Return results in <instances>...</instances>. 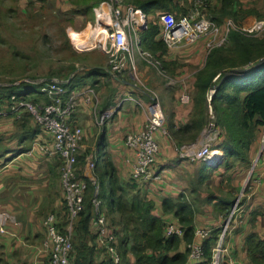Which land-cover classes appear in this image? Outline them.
Wrapping results in <instances>:
<instances>
[{
  "label": "crops",
  "instance_id": "0c3cea01",
  "mask_svg": "<svg viewBox=\"0 0 264 264\" xmlns=\"http://www.w3.org/2000/svg\"><path fill=\"white\" fill-rule=\"evenodd\" d=\"M239 1V7L248 6L245 3L247 0ZM250 5L248 7H259L260 11H264V5H255L251 1ZM256 9H252L245 16H242L245 12L240 11L236 21L251 24L257 19ZM78 17L87 19V15H77ZM74 20L75 23H71L70 28L78 26V21ZM204 41L202 39L180 47L168 48L166 60L174 61L176 66L172 70L174 79L164 81L163 85L172 81L178 87V90H175L178 95L174 94L171 97L172 94L168 93V90L162 91L164 94L160 103L162 107L164 106L166 123L172 122L178 127L190 116L195 74L203 66L208 51ZM94 50L100 52V57L95 56L94 61L81 63L82 67L95 69L90 77L84 79L85 83L93 84L95 90L93 101L86 104L79 97L76 111L69 122L70 125H79L83 130L78 155L85 150L96 154L97 145L103 137L102 148L112 159L118 178L128 180L130 172L128 158L131 151L124 145V136L139 130L145 123L148 95L125 78V72L119 76H111L106 66L107 55L101 49L86 50L84 53ZM141 67L144 68L140 72L143 74L147 68ZM163 76L167 77L165 74ZM145 81L144 83L155 85L154 81L149 82L150 80L146 79ZM86 86L81 88L79 85L74 90H82ZM184 92L189 95L186 102L179 99ZM118 94L126 95L130 99L137 94L145 104L139 103L138 111L130 110L129 106L132 105L124 106L125 97L117 102ZM112 107L115 109L110 117L119 110L123 112L117 121L118 124L107 127L106 121L99 125L98 115ZM129 126L132 128L128 129ZM200 135L199 133L198 136ZM156 138L159 144L156 162L161 169L162 179H147L143 182L146 196L155 204V214L161 215L166 223L173 221V215L162 214L161 200L169 198L175 201L178 194L183 192L194 209L195 227L218 226L223 219L222 208L217 204L221 200L227 202L235 197L238 203L225 237L229 255L226 263L254 264L247 255L246 238L250 233L255 234L257 238L264 236V180L260 183L253 181L256 174L264 172V127L250 147L249 165L237 163L230 169H225L220 162L211 165L199 160L188 161L179 158L175 151L176 143L172 138L161 136ZM51 141L52 136L28 113H24L19 119H15L11 114L0 116V212L8 213L13 218L6 226L7 231L0 233V264H42L45 258L39 252V247L45 236L43 219L47 214L54 213L57 221H62L60 158L48 156L38 148L39 143ZM216 150L222 155L221 150ZM200 168L207 169L200 171ZM95 242L101 246L97 239ZM103 254L102 252L96 255L97 262L102 261Z\"/></svg>",
  "mask_w": 264,
  "mask_h": 264
},
{
  "label": "trees",
  "instance_id": "16d2710c",
  "mask_svg": "<svg viewBox=\"0 0 264 264\" xmlns=\"http://www.w3.org/2000/svg\"><path fill=\"white\" fill-rule=\"evenodd\" d=\"M100 1L102 0H69V3L76 5L73 9L74 15L89 17L92 8ZM181 1L186 2L187 0H124L125 3L140 8L147 16L149 13L160 10L176 15V12L183 10ZM209 1L218 3V7L211 9V13L220 29H223V22H221L223 16L228 15L237 20L240 11L248 13L243 7H239V0H207L208 5ZM248 8L249 11L254 9V7ZM161 30V21L159 26L147 24V27L140 32L141 42L158 61V66H161L164 71L171 72L176 64L174 61L166 60L168 47L160 37ZM206 49L208 51L204 64L195 74L193 106L190 116L185 123L179 124L178 127L175 123L167 122L169 137L176 144L195 140L206 125V120L210 118L208 113L210 105L213 115V118L210 119L218 129V136L211 148L222 151L217 163L220 162L225 169H230L237 163L248 164L250 147L261 128L264 127V38L244 35L236 30H231L228 34L227 44L206 47ZM232 68L247 69L228 74L220 85L214 88L208 101L207 94L211 86L218 83L226 71ZM93 71L95 69L83 75L51 76L64 80L63 84L66 88L64 97H67L76 86L93 87L92 83L84 81L85 78L93 74ZM216 74L219 76L213 81ZM21 85L13 84L1 87L0 104L6 105L12 93L33 102H50L48 96L38 90L35 84L26 83L24 88H21ZM101 139L95 152L94 175L98 186L96 197L101 202L100 208L106 217L107 225L115 234L116 246L121 257L120 264H181L187 255L184 244L194 237V209L189 199L185 193L180 192L175 201L169 198L161 200L162 214L173 215V221L183 228L181 235H165L167 223L161 215L155 214L153 200L146 196V192H140V189L136 187L137 181L130 176V172L128 180L118 178L112 161L102 148L103 137ZM86 154L87 151L77 155L76 162L77 177L84 179L87 186L84 192L83 208L78 213L72 228L71 260L72 264H110L111 260L104 247L98 246L95 242L97 235L91 224L94 217L91 200L94 197L95 186L82 175ZM157 154L152 167L157 172H161V169L156 165ZM202 169L207 168H200V171ZM234 201L235 197H232L227 202L221 200L217 204L222 208L223 220L228 216ZM61 210L62 221L57 225L63 232L64 226L69 220L64 198ZM209 226L214 227L209 235L198 239L204 250L205 261L209 260L211 246L221 231L218 226ZM246 244L250 262L264 264V236L257 238L255 234L250 233L246 238ZM102 252L104 257L102 261L97 262L96 255ZM130 256L132 258H129ZM44 258L42 264H48L45 255ZM228 258L229 255H226L224 264H227Z\"/></svg>",
  "mask_w": 264,
  "mask_h": 264
},
{
  "label": "built area",
  "instance_id": "2783aa9c",
  "mask_svg": "<svg viewBox=\"0 0 264 264\" xmlns=\"http://www.w3.org/2000/svg\"><path fill=\"white\" fill-rule=\"evenodd\" d=\"M206 1L193 0V6L179 15L169 11L161 12L160 37L168 48L191 44L200 39L205 40V46L208 48L225 45L231 30H236L244 35H261L262 37H259L264 38V18L255 19L251 24H244L229 16L223 19V29H220L217 23L209 18L202 9ZM93 13L99 30L93 35V38H98L97 42L88 46L86 45L87 40L81 39L80 31H72L69 33V37L76 48L80 49L83 45L92 48L98 44L99 49L107 55L106 66L111 76L122 75L127 68L135 66L137 59L158 66V61L141 44L140 31L147 27L148 16L140 8L127 4L124 0H103L98 6L93 7ZM99 33H101L100 36H98ZM218 76L219 74H216L213 81ZM24 81L35 84L38 90L48 96L50 102H33L12 93L6 105L0 104V116L11 114L15 119H19L22 114L28 113L52 136L51 142L39 143L38 148L48 156L60 158L59 180L69 220L62 232L58 228L56 214L49 213L44 217L45 236L41 241L39 252L45 255L48 264H72V228L78 213L83 208L87 183L84 179L77 177L76 168L83 130L79 125H70L69 119L76 111L78 98L80 97L86 104H91L95 90L92 86H88L82 90H72L67 97H64L66 92L64 80L58 77L46 76ZM213 90L210 89L207 94L208 101ZM179 99L186 102L189 95L184 92ZM114 109L112 107L103 110L97 117V123L102 125L106 122ZM208 113L210 118H213L210 105ZM158 134L169 137L163 107L158 99L152 98L147 104V117L143 126L139 130L127 133L124 137V145L131 151V156L128 158L130 176L137 182L142 183L147 179H162L161 172H157L152 167L159 148L156 138ZM200 134V137L198 136L193 141L176 144L177 156L188 161L199 160L206 163L216 158L214 162H217L220 154L216 149L211 148L218 136V129L213 121L209 122L207 128L203 127ZM95 165L96 154L87 152L82 175L95 186L94 197L91 200L94 214L91 224L97 235L96 239L104 247L111 260L110 264H120L121 257L116 246L115 234L107 225L106 217L100 208L101 202L96 197L98 186L94 175ZM263 180L264 172L256 174L253 178L255 183H260ZM237 203L238 199L234 201L228 216L218 225L221 231L211 246L209 260H204V250L198 239L208 236L214 227L196 226L193 231V239L184 244L187 255L181 264H224L225 256L228 255L225 237L229 232L230 220L234 217ZM12 221V216L0 212V233L6 232V226ZM182 233L183 228L175 221L168 222L165 226V235H181Z\"/></svg>",
  "mask_w": 264,
  "mask_h": 264
},
{
  "label": "rangeland",
  "instance_id": "374dc122",
  "mask_svg": "<svg viewBox=\"0 0 264 264\" xmlns=\"http://www.w3.org/2000/svg\"><path fill=\"white\" fill-rule=\"evenodd\" d=\"M250 1L255 5H264V0H247L245 3L251 6ZM180 4L183 6V10L180 12L174 11L176 15L188 11L193 6V0L181 1ZM248 6L244 8L248 13H243L242 16L250 13ZM75 7L76 5L69 3V0H0V92H2L1 87L13 84L18 86L22 84L21 88L26 87L28 82L24 80H34L51 75L61 77L72 76L73 74L83 75L91 70V68L82 67L81 63L94 61V57H100L101 54L98 50L90 53H84V51L99 49V45L97 44L92 48L83 45L82 48L78 49L70 39L69 33L80 31L81 39L83 41L86 39V45L89 46L93 42H97L98 38H93V35L99 30L94 20L93 8L91 15L85 19L83 17L77 18V15L73 14ZM217 7L218 3L216 1H209V5L206 1L202 9L209 18L213 19L211 9ZM256 8L254 7L257 11L256 18H264V11H260L259 7ZM161 12L162 10L149 13L147 24L151 23L159 26ZM225 17L229 16H223L221 22ZM74 19L78 21V26L70 28L69 25L75 23ZM100 35L101 33L98 34V36ZM259 36L255 37L260 38ZM139 63L147 68V71L145 70L143 74L140 72L144 68ZM164 74L167 77H164ZM125 75V78L133 82L137 89L140 88L147 93L149 101L156 98L162 103L161 96L164 94L162 91L168 90L167 92L172 94L171 97L174 94L178 95V92L175 91L178 90V87L172 81L167 85H163L164 81L173 80L174 74L172 71H164L161 66H154L140 59L136 61L135 66H130L125 70ZM145 79L150 80L149 82L154 81L155 85L144 83ZM122 97L126 99L124 102L125 107L132 105L129 106L130 110L138 111V104H145L142 103L137 94L132 99L126 95L118 94L117 102ZM136 101L139 102L136 103ZM122 114L123 112L119 110L113 117L107 119L106 126L110 127L111 124H118L117 121H119ZM211 121L210 118L206 120V128ZM131 128L132 126L128 127V129ZM158 136L164 137L160 134ZM109 159L112 161L111 158ZM215 159L213 158L207 164H214ZM204 173L208 172L204 171ZM136 187L140 189V192H145L143 182H137Z\"/></svg>",
  "mask_w": 264,
  "mask_h": 264
},
{
  "label": "water",
  "instance_id": "95a60500",
  "mask_svg": "<svg viewBox=\"0 0 264 264\" xmlns=\"http://www.w3.org/2000/svg\"><path fill=\"white\" fill-rule=\"evenodd\" d=\"M143 25H145V24H143ZM245 69H247V68H232V69H229V70L226 71V73L221 77V79H220V81H219L218 83L213 84V85L211 86V89L217 88V87L220 85V83L223 81V79H224L228 74L233 73V72L243 71V70H245ZM219 159H220V156L218 157V160H219ZM215 163H216V162H215ZM215 163H214V164H215Z\"/></svg>",
  "mask_w": 264,
  "mask_h": 264
}]
</instances>
